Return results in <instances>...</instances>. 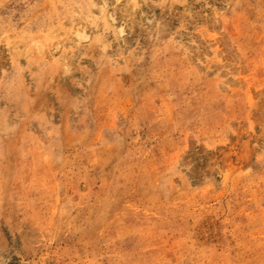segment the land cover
<instances>
[{"label":"rangeland","instance_id":"1","mask_svg":"<svg viewBox=\"0 0 264 264\" xmlns=\"http://www.w3.org/2000/svg\"><path fill=\"white\" fill-rule=\"evenodd\" d=\"M0 264H264V0H0Z\"/></svg>","mask_w":264,"mask_h":264},{"label":"bare ground","instance_id":"2","mask_svg":"<svg viewBox=\"0 0 264 264\" xmlns=\"http://www.w3.org/2000/svg\"><path fill=\"white\" fill-rule=\"evenodd\" d=\"M85 30V29H84ZM81 30H79V33L78 34H80V37L83 39V37H85V33H84V31H81ZM82 32L84 33V34H82ZM77 42V41H76Z\"/></svg>","mask_w":264,"mask_h":264}]
</instances>
